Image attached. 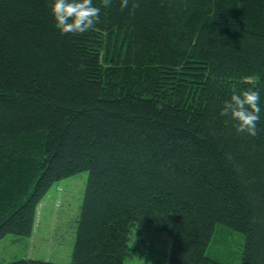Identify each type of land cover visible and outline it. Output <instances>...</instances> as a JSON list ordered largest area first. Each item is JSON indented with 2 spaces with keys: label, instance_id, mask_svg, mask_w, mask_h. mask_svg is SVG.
Wrapping results in <instances>:
<instances>
[{
  "label": "trees",
  "instance_id": "1",
  "mask_svg": "<svg viewBox=\"0 0 264 264\" xmlns=\"http://www.w3.org/2000/svg\"><path fill=\"white\" fill-rule=\"evenodd\" d=\"M53 3L0 0V241L88 172L71 264H128L140 229L169 236L168 264H225L217 228L264 264V0H94L84 33ZM255 88L250 135L220 113Z\"/></svg>",
  "mask_w": 264,
  "mask_h": 264
},
{
  "label": "rangeland",
  "instance_id": "2",
  "mask_svg": "<svg viewBox=\"0 0 264 264\" xmlns=\"http://www.w3.org/2000/svg\"><path fill=\"white\" fill-rule=\"evenodd\" d=\"M249 81L253 82H246ZM88 179V172H84L57 183L39 207L34 236L28 239L9 235L0 241V264L23 259L71 264ZM140 230L134 236L137 242H133V256L128 264H168L169 236ZM242 237L228 228H217L210 256L219 254L225 259L222 263L240 264L245 248Z\"/></svg>",
  "mask_w": 264,
  "mask_h": 264
},
{
  "label": "clouds",
  "instance_id": "3",
  "mask_svg": "<svg viewBox=\"0 0 264 264\" xmlns=\"http://www.w3.org/2000/svg\"><path fill=\"white\" fill-rule=\"evenodd\" d=\"M109 0H105L108 3ZM128 0H123L122 7H127ZM52 12L57 27L65 33H84L93 28L100 19L101 9L94 0H54ZM235 88V86H234ZM261 90L245 89L233 91L231 98L224 101L222 116H230L237 122L238 131L257 134V123L261 119Z\"/></svg>",
  "mask_w": 264,
  "mask_h": 264
}]
</instances>
